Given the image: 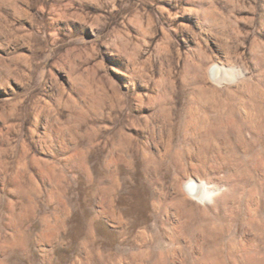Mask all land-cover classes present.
<instances>
[{
  "label": "rangeland",
  "instance_id": "374dc122",
  "mask_svg": "<svg viewBox=\"0 0 264 264\" xmlns=\"http://www.w3.org/2000/svg\"><path fill=\"white\" fill-rule=\"evenodd\" d=\"M263 128L264 0H0V264H264Z\"/></svg>",
  "mask_w": 264,
  "mask_h": 264
},
{
  "label": "bare ground",
  "instance_id": "6f19581e",
  "mask_svg": "<svg viewBox=\"0 0 264 264\" xmlns=\"http://www.w3.org/2000/svg\"><path fill=\"white\" fill-rule=\"evenodd\" d=\"M262 116V115H261ZM259 126V125H258ZM261 126V125H260ZM264 129V128H263ZM238 130V129H237ZM256 130V129H255ZM258 130V129H257ZM256 130V131H257ZM262 132V131H261ZM256 133V132H255ZM237 134V133H236ZM264 134V133H263ZM255 135V134H254ZM259 135V134H258ZM260 138V137H259ZM239 140V139H238ZM241 140V139H240ZM242 141V140H241ZM244 141V140H243ZM245 143V142H244ZM199 189H200V186L198 183H195L193 181H189L187 184H186V190H187V193L190 194V195H197L198 192H199ZM201 195V194H200Z\"/></svg>",
  "mask_w": 264,
  "mask_h": 264
}]
</instances>
